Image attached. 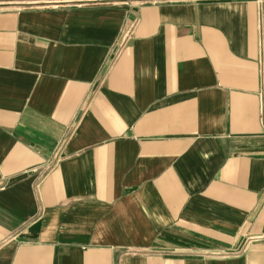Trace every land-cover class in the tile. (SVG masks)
<instances>
[{"label":"crops","instance_id":"crops-1","mask_svg":"<svg viewBox=\"0 0 264 264\" xmlns=\"http://www.w3.org/2000/svg\"><path fill=\"white\" fill-rule=\"evenodd\" d=\"M0 264H264V0H0Z\"/></svg>","mask_w":264,"mask_h":264}]
</instances>
